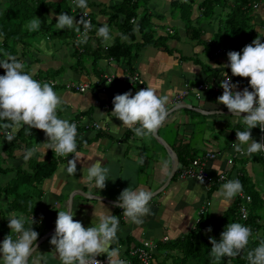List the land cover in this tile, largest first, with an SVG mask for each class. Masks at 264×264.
Instances as JSON below:
<instances>
[{
  "label": "crops",
  "instance_id": "1",
  "mask_svg": "<svg viewBox=\"0 0 264 264\" xmlns=\"http://www.w3.org/2000/svg\"><path fill=\"white\" fill-rule=\"evenodd\" d=\"M63 1H65V6L70 8L69 15L74 16L78 22L81 17L76 14L75 8H80L71 6L68 0ZM147 1L141 0L142 7L138 8V15L143 7L151 15L154 12L164 15L165 18L162 20L168 24L169 28H156L155 35L164 37L167 32H171L170 34L175 35V38L165 42V49L162 46H149L141 49L137 53L133 72L139 75L145 87H152L158 94H166L170 98L168 107L172 111L167 122L158 130L156 136L168 145L176 157L175 172L178 171V175L182 169L178 163V153L180 154L185 150L189 154L196 155L194 159L211 153L215 157L208 160L205 165V171L211 177L222 173L225 175V182H227L244 176L246 184L264 199V169L262 164L252 162V156L236 154L231 147V144L236 142V131L245 130V126L238 118L233 117L232 114H227L228 109H223L222 105L217 104V89L226 74V67L224 66L229 63L227 54L231 50L219 45L211 51L210 55H207L200 43L187 40L181 21L178 18L170 17L168 0H161L163 2L161 4L153 2L150 9L145 6ZM201 1L193 0L190 25L200 28L202 31L200 41L208 43L211 36L221 28L219 16L222 13L220 12L221 9L217 7L209 19L196 21L195 19L199 15L197 4ZM44 2L58 5L62 0H44ZM114 3L116 0H87V12L97 29L107 23L112 30L114 39H116L120 38L117 33H120L118 23L121 18L117 17V19L111 20L110 6ZM253 3H257V7L252 8V11L249 12L253 32L249 44L257 37L264 43V0H254ZM47 7V21L52 22V28L58 31L55 27L57 22L55 16L64 13L65 10L61 6L47 5ZM1 10L2 4H0ZM151 22L156 26H161V21L153 17ZM59 31L69 32H65L59 38L54 37L53 40L49 36H45L39 44L33 42L34 38L28 40L29 49L33 51V54L23 58L22 61L27 63L28 68L26 70L33 77L36 74L39 78L52 79L51 73L62 70L64 76L56 75L53 78L55 81L86 85L83 92L61 87H57L54 91L58 92L57 94L63 100L61 109L58 110V116L70 122L75 115H78L79 126L81 124L88 126V129L80 134V139H86L87 143L83 144L69 158V160L74 158L77 161L75 175L67 173L66 168L69 161L67 160L58 163L52 176L39 185L36 212L28 215V217L24 215L26 218L25 227L31 225L33 216L35 223L32 227L34 231L39 233L38 239L46 237L36 244L37 250L45 254L47 264H60L50 245L52 235L48 236V233L55 231L57 211L64 210L70 205L75 214L74 219L80 221L84 227L98 224L102 214H113L119 216L120 223L117 233L118 241L113 243L111 247L120 248V259L127 261V264H140L136 260L133 262L134 259L129 257L128 252L133 248L149 250L153 244L156 245L150 249L153 264H160L164 258H166L165 264H169L171 262L169 257L175 254L173 251L166 250L167 248L164 246H169L171 242L189 233L200 214H206L207 217L212 214L213 217L219 218L234 202L235 198L227 207L220 204V198L216 196V192L225 182L218 183L217 187L212 189L211 186H202L194 179H178L176 175L173 180L170 178L164 187L170 172L164 171L162 162L164 160L169 161L171 169V161L167 151L158 140L154 137H136L133 131L123 127L118 133L113 130V124L118 127L122 125L121 121L111 117L110 114L113 110L112 100L114 96L129 91L135 95L140 89L136 85L127 84L125 77L128 74L123 64L111 60L99 61L96 74L94 71H90L89 64L85 67L86 72H75L73 70L74 61L71 57V41H74L75 37L72 39L71 33L76 35L77 32L67 28ZM134 37V42L140 40V36L136 32ZM112 41H103V45L107 46ZM123 42L129 43V39ZM216 49L223 51L215 53ZM102 74L112 76V82L105 87L103 86L104 92L100 91L102 84L100 76ZM202 83L207 85L208 90L201 92L200 99L197 100L190 90ZM246 87L251 91L249 79L242 78V83L236 90L243 91ZM183 91H187V95L175 100V96ZM215 94L216 98H213ZM177 104L181 106L175 108ZM215 109L223 116L212 115L211 113ZM90 123H96L100 127L99 130L92 128ZM199 124L202 125L197 131L199 137L194 139L196 126ZM25 135L27 139L34 136L35 145H28L27 147L20 143V147L13 151L12 158L8 161L12 168L27 170L30 161H42L49 153L56 160L59 158L49 149L45 155L38 151L35 156L25 161L23 154L26 149L35 148L37 144L46 142V136L40 130L31 129V135L27 133ZM126 135L127 137H125ZM251 135L252 139L257 142L264 138V134L260 136L258 128L252 129ZM262 141L264 142V140ZM182 146H185V149H181ZM1 147L2 142L0 140V154L2 152ZM141 158L144 159L142 165L139 163ZM98 160L102 161V166H107L110 169L109 180L106 181V187L103 190L93 189L89 191L83 177L86 176L87 166ZM227 160H231L232 163L228 165ZM13 176V171L0 176V188L9 183ZM130 185L133 189L143 188L155 193L150 201L153 214L145 217L143 224L130 223L122 215V210L114 206V202L122 190ZM162 187L164 188L161 189ZM6 203L7 197L4 193H0V217L8 221V213L13 210ZM211 205L213 207L209 209ZM16 213L20 214L19 212ZM195 214H197V219L193 220ZM10 231L9 229L8 234ZM8 234L0 236V243ZM163 237L167 238L165 242H162ZM38 254H33V257L30 258V264L31 260L35 259ZM98 257L104 259L105 264H107L106 255Z\"/></svg>",
  "mask_w": 264,
  "mask_h": 264
},
{
  "label": "clouds",
  "instance_id": "2",
  "mask_svg": "<svg viewBox=\"0 0 264 264\" xmlns=\"http://www.w3.org/2000/svg\"><path fill=\"white\" fill-rule=\"evenodd\" d=\"M72 2L75 7L80 8H75V12L85 11L83 13L85 17L88 13L87 0H72ZM55 19L57 21L55 27L58 31L67 28L81 33L82 27V39L78 42H87L90 21L81 18L77 22L74 16L66 13L55 16ZM41 22L39 18L34 17L27 24L28 30L37 31ZM96 35L105 42L114 39L107 23L97 29ZM117 35L122 41L128 40V37L122 33ZM3 55L4 58L0 59V68H3L5 73L0 75V122H2L0 128L4 130L5 140L11 143L14 139L13 133L22 127L28 135H31V129L40 130L45 134L46 142L24 151L25 161L35 156L38 151L45 155L49 149L59 157H68L76 153L77 126L58 116L63 100L54 91V87L49 82L34 79L26 70L25 63L17 56L9 53ZM227 57L229 63L224 67L230 68L234 77L248 78L251 88V91L248 87L243 91H237L238 85L233 84L228 76L220 83L223 93L217 98V104L225 106L228 112L245 126V130L236 131V142L232 143L231 147L242 155L264 152V142H257L251 135V130L257 127L264 132V43L257 37L241 52L230 51ZM112 104L111 117L122 122L119 127L113 124L114 132L118 133L123 127L133 131L139 138L154 137L167 122L172 111L168 107L169 96L158 94L152 87H144L135 95L130 91L117 94ZM180 106L177 104L175 108ZM211 114L223 116L217 109ZM242 114L246 115L242 116ZM139 163L142 165L144 159L141 158ZM162 164L165 172L171 171L169 161L164 160ZM66 171L69 175L76 174V159L68 161ZM109 175L110 169L102 166V161L98 160L87 166L86 176L83 178L89 191L93 189L101 191L106 187ZM197 179L201 185L204 183L202 176H198ZM242 190L243 186L238 179L228 180L220 186L216 196L220 198V204L227 207ZM154 195L155 193L150 190L133 189L130 185L122 190L114 206L122 210V215L130 223L143 224L144 218L153 214L150 201ZM74 216L70 205L64 210L57 211L55 231L50 239V245L60 264H101L97 259L101 255L107 256V264H127V261L119 258L120 248L111 247L118 241L119 216L102 214L98 224H91L89 227H84L80 221L74 219ZM25 219L22 213L18 214L15 211L8 213L7 226L11 231L0 243V264H30V258L34 253L39 254L31 260V264H41V261L47 264L45 254L37 250L39 233L33 230L32 225L35 223L33 216L31 225L27 228ZM207 231L211 232L212 229L209 228ZM251 236L250 227L239 222L229 223L221 233L219 242L215 238L209 240L211 244L209 254L214 264H220L225 257L239 256L246 249ZM246 259L248 264H264V241L249 250Z\"/></svg>",
  "mask_w": 264,
  "mask_h": 264
},
{
  "label": "trees",
  "instance_id": "3",
  "mask_svg": "<svg viewBox=\"0 0 264 264\" xmlns=\"http://www.w3.org/2000/svg\"><path fill=\"white\" fill-rule=\"evenodd\" d=\"M2 10L0 11V59L4 58V53H9L17 56L19 60L27 57L29 49L28 40L32 39L37 34H43L44 37L63 36L65 32L69 31H56L52 28V22H48L46 12L49 6H61L66 14L70 13V8L63 5L65 1L58 5L50 3L47 4L44 0H0ZM141 0H116V3L111 5V20L120 17L118 29L120 33L127 35L129 43H125L120 38L114 39L109 45L104 46L102 38L96 35V25L90 17L91 30L88 34L86 43H79L71 41L72 51L71 57L73 59V70L81 73L86 72V65L89 64L90 71L97 72V63L103 60H111L115 63H121L124 66L128 75L134 71V64L137 58V53L149 46H162L165 49V42L169 39L175 38V35L167 34L162 36L155 35V29L162 26L152 24L151 19H160L159 15H151L147 10L141 11L138 15V8H141ZM254 0H202L197 4V11L199 12L196 21L209 19L214 10L219 7L222 15L219 16L221 28L214 33L209 39L208 43L200 41L202 31L198 27H192L191 13L193 0H168L169 15L171 18H178L184 28V34L188 41L200 43L203 50L207 55L219 45L225 46L228 50L241 52L242 49L249 44V39L252 36V27L250 23L249 12L252 11ZM62 4V5H61ZM257 4V3H256ZM34 17L39 18L42 22L37 31H29L27 24ZM25 26V28H22ZM222 30V32H221ZM229 34H226L227 31ZM140 36L139 41H135L134 33ZM170 34V35H169ZM75 35L71 33V38L74 39ZM28 68L27 63L23 61ZM60 70L51 73L48 78H39L36 74L34 79L40 82H54V89L57 87L65 88L66 82H57L53 79ZM49 73V72H48ZM4 69L0 68V75H4ZM226 75L231 78L233 84L238 86L242 83V78L234 77L231 74L230 68L226 67ZM73 84V83H71ZM75 85V83L73 84ZM76 86V85H75ZM76 91L74 88H68ZM77 92V91H76ZM213 98H216V94ZM223 109H227L222 105ZM79 116L75 115L70 120V123L78 121ZM2 123V122H0ZM26 127V126H25ZM88 129V128H86ZM85 126L82 124L77 127V150L86 142V139H80V134L86 131ZM99 130V129H98ZM11 131V130H9ZM25 128H21L14 132V139L10 143L5 140L4 130L0 128V140L2 142L0 154V176H4L9 172H14L13 178L5 186L0 188V193H4L7 197V206L13 211L22 213L26 217L36 212V199L39 196V185L52 176L58 163L69 160L68 157H59L57 160L52 154L42 161H30L27 170L19 168H12L8 163L12 158L14 150L20 147V143L26 146L25 142ZM97 136V135H96ZM127 137V135L125 136ZM181 149H185L182 146ZM196 155L189 154L185 150L178 153V163L180 167L187 166ZM251 161L261 163L264 169V160L257 154H251ZM179 170V169H178ZM177 172L171 177L173 180ZM238 180L243 186L242 193L250 197L248 204L247 218L241 221L238 216L237 207L239 198L236 196L234 202L225 210V212L216 220L214 224H210L206 214H200L198 220L193 226V229L183 235L181 238L171 242L170 245L164 246L168 251H173L174 256L171 258V264H214L213 258L210 256L211 244L210 238H215L217 242L220 240L221 233L225 230L226 226L232 222H239L242 225L250 227L252 236L249 243L241 254L234 258L225 257L220 261V264H248L246 255L249 250L257 247L261 241H264V199H262L258 192L253 191V188L246 184L244 176L238 177ZM217 184L211 185L212 189L217 187ZM8 223L6 219L0 217V236L9 233ZM211 228L212 231L208 232L207 229ZM168 258V257H167ZM166 258L160 264H165ZM135 262V260H133Z\"/></svg>",
  "mask_w": 264,
  "mask_h": 264
},
{
  "label": "built area",
  "instance_id": "4",
  "mask_svg": "<svg viewBox=\"0 0 264 264\" xmlns=\"http://www.w3.org/2000/svg\"><path fill=\"white\" fill-rule=\"evenodd\" d=\"M68 1H69V4L71 6H73L72 0H68ZM252 6H253V8H256L257 4L255 3ZM84 12L85 11L77 12V15L80 16L81 18H85L87 21H90V17H89L88 13L86 14L85 17H83V13ZM90 30H91V27H90L89 31ZM89 31H88V34H89ZM82 33H83V28L81 27V33H77L75 35V40H74L75 42H78V41H80L82 39ZM222 51L223 50H221V49H216L215 53H219V52H222ZM227 76L228 75L225 74L223 76L222 80L227 79ZM100 77L102 79V84L100 85V91L104 92V90H105L104 87L106 85H108L112 81V76H108V75L102 74ZM222 80H221V82H222ZM125 82H127V84H129V85H136L140 90L145 87V84H144L143 80L139 77V75L136 72H133L131 75H127L125 77ZM49 83L52 86L55 84L54 82H49ZM65 88H74L78 92H83L85 90V88H86V85H76L75 86V85H73L71 83L70 84L69 83H65ZM194 89L197 90V91H195L193 89H191L190 91H191L192 95L194 96V98L198 100V99H200V93L203 92V91H207L208 87H207V85L205 83H202V84L196 85L194 87ZM222 93H223V89L221 87H219L217 89L218 97L220 95H222ZM185 95H187V91H183L180 94L176 95L174 99L175 100L181 99ZM72 123H74L78 127L80 122L79 121H74ZM90 126L92 128H94L95 130H98L100 128L96 123H90ZM86 128H88L87 125H85V129ZM258 131H259L260 136L264 134V132H261V130L259 128H258ZM260 142H263V141L261 140ZM236 154L242 155V154L237 153V152H236ZM257 155L262 160H264V152H259V153H257ZM247 156H249V155H247ZM214 157H215L214 154L206 153V154H204L203 157L196 158V159L192 160L187 166H185L184 168H182L179 171V173L177 175L178 179H188V178H190V179H194V180H196L197 182L200 183V181L197 179V177L198 176H202L203 180H204V183L202 184V186H204V187L211 186V185L216 184V183L225 182L226 178H225L224 174L220 173L219 175H216L215 177H211L205 171L206 163L208 162V160H211ZM231 163H232L231 160H227V164L228 165H230ZM237 197L239 198V201H240L239 204H238V207H237L238 216H239L240 220L245 221L246 218H247L248 204L250 202V197L247 194H244L242 192L239 193L237 195ZM166 239H167L166 237H163L162 238V242H165ZM149 246H151V245H149ZM154 247H156V245L152 244V247H150L149 250H144L142 248H133V249H131L128 252V255H129V257H131L134 260L138 261L140 264H153L151 256H150V249L154 248ZM97 259L101 262V264H105V262H106L101 257H97Z\"/></svg>",
  "mask_w": 264,
  "mask_h": 264
},
{
  "label": "rangeland",
  "instance_id": "5",
  "mask_svg": "<svg viewBox=\"0 0 264 264\" xmlns=\"http://www.w3.org/2000/svg\"><path fill=\"white\" fill-rule=\"evenodd\" d=\"M153 2H154V3H157V4H161V3H163L161 0H148V1L145 3V6H146L148 9H150V6H151V4H152ZM63 5H65V4H63ZM154 5H155V4H154ZM153 15H159V16H160V19H157V18H155V19L158 20V21H161L162 29H164V28H169V27H168V24H165V22L162 20V19L165 18L164 15H162V14H158L157 12H154ZM22 28H25V26H23ZM226 31H227V30H226ZM221 32H222V30H221ZM226 34H229V32L227 31ZM33 38H34V39H33V42H38V44H39V43L44 39V35L40 33V34L35 35ZM50 38L53 40L54 37H50ZM52 43H53V41H52ZM32 54H33V51L29 50V51H28V54H27V57H28V55H29V56H32ZM24 58H25V57H24ZM57 76H61V77H63V76H64L63 71H62V70L59 71ZM57 93H58V92H57ZM201 126H202L201 124H199L198 126H196L194 139H198L199 134H197V131H198L199 127H201ZM25 142H26V146H27V147H28V145H30V146H31V145L34 146V145H35V143H34V136L29 137L28 139L25 138ZM212 207H213V206L211 205L209 209H211ZM195 219H197V214H195V216L193 217V220H195ZM217 219H218V217H213L212 214H210V217H208V220H209L210 224H214V223L216 222ZM171 262H172V261H171ZM169 264H171V263H169Z\"/></svg>",
  "mask_w": 264,
  "mask_h": 264
},
{
  "label": "water",
  "instance_id": "6",
  "mask_svg": "<svg viewBox=\"0 0 264 264\" xmlns=\"http://www.w3.org/2000/svg\"><path fill=\"white\" fill-rule=\"evenodd\" d=\"M229 112H227L228 114ZM231 114V113H229ZM155 139L158 140V142L160 143V145L167 151V154L169 156V159L171 161V171L169 173L168 179L165 181L164 183V187L167 185L168 181L170 180L171 176L174 174L175 170H176V166H177V160L176 157L172 154L171 150L169 149L168 145L165 144L162 140H160L156 135L154 136ZM164 187H162L161 189H163ZM157 192V191H156ZM112 204V203H111ZM54 231H51L50 233H48V236L53 235ZM44 238L46 237H41L37 240L36 244L39 243L40 241L44 240Z\"/></svg>",
  "mask_w": 264,
  "mask_h": 264
}]
</instances>
